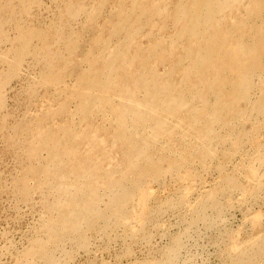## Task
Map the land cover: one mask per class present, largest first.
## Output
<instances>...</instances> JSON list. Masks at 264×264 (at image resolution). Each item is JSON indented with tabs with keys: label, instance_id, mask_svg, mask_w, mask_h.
I'll use <instances>...</instances> for the list:
<instances>
[{
	"label": "rangeland",
	"instance_id": "obj_1",
	"mask_svg": "<svg viewBox=\"0 0 264 264\" xmlns=\"http://www.w3.org/2000/svg\"><path fill=\"white\" fill-rule=\"evenodd\" d=\"M260 72L264 0H0V264H264Z\"/></svg>",
	"mask_w": 264,
	"mask_h": 264
},
{
	"label": "bare ground",
	"instance_id": "obj_2",
	"mask_svg": "<svg viewBox=\"0 0 264 264\" xmlns=\"http://www.w3.org/2000/svg\"><path fill=\"white\" fill-rule=\"evenodd\" d=\"M196 2H197V1H196ZM211 2H212V1H211ZM193 3H194V2H193ZM178 8H179V7H178ZM211 8H212V7H211ZM189 9H190V8H189ZM204 9H205V8H204ZM216 9H217V8H216ZM224 9H225V8H224ZM218 11H219V10H218ZM190 12H191V11H190ZM190 12H189V13H190ZM223 12H224V11H223ZM176 13H177V12H176ZM204 13H205V12H204ZM214 13H215V12H214ZM219 13H220V11H219ZM219 13H218V14H219ZM215 14H217V12H216ZM131 15H132V14H131ZM189 15H190V14H189ZM192 15H193V14H192ZM72 18H73V17H72ZM203 18H204V17H203ZM203 20H204V19H203ZM202 22H203V21H202ZM207 22H208V21H207ZM192 23H193V22H192ZM207 26H208V25H207ZM210 26H211V25H210ZM194 27H195V26H194ZM209 28H210V27H209ZM185 29H186V28H185ZM198 29H199V28H198ZM202 31H203V29H202ZM207 33H208V31H207ZM194 34H195V33H194ZM210 38H211V37H210ZM212 39H213V38H212ZM209 43H210V42H209ZM191 48H192V47H191ZM211 49H212V48H211ZM192 50H193V49H192ZM192 50L189 49V51H191L190 53L193 55V54H194V53H193L194 51H192ZM212 50H213V49H212ZM257 51H258V50H257ZM217 52H218V51H217ZM213 55H214V54H213ZM217 55H218V53H217ZM214 56H215V55H214ZM126 57H127V56H126ZM198 57H199V55H198ZM215 57H216V56H215ZM190 58H192V56H191ZM211 59H212V58H211ZM182 60H183V59H182ZM209 60H210V59H209ZM212 60H213V59H212ZM189 61H190V60H185V61L183 60L184 64H185V63H189ZM194 61H195V59H194ZM203 61H204L205 63L208 64V60H206L205 58L202 60V62H203ZM192 62H193V60H191V63H192ZM192 64H193V63H192ZM192 64L189 63L190 66H191ZM131 66H132V65H131ZM182 66H183V65H182ZM192 66H193V65H192ZM187 67H188V66H187ZM187 67H186V68H187ZM201 67H202V65H201ZM191 68H192V67H190L189 69L191 70ZM106 69H107V68H106ZM201 69H202V68H201ZM201 69L198 68L197 70H200V71H201ZM183 70H184V69H183ZM211 70H212V69H211ZM256 70H257V69H256ZM256 70H255V71H256ZM179 71H180V69H179ZM200 71H199V73H201ZM205 71H207V70H205ZM255 71H253V73H254ZM127 72H128V71H127ZM183 72H185V70H184ZM183 72L181 73V76H180V78H179V80H178V83H177L175 86H173L172 88H170V85H169V86L167 85V86L164 88V90L162 89V91L165 93V96L168 97V98H167V99H168V102H167V101H165V102H167V103L159 102V103H161V108H164V107H170V109L173 110V109H176V107L178 106V104H179V105L182 104V103H178L177 106L175 105V104H176L175 102H176L177 98H180V95H181V94H180V95L178 94L179 92H177V91H179V90H177V89H180L179 86L182 84V82L184 83V81L186 80V79L183 80V78H184V74H183ZM253 73H252V74H253ZM260 73H261V74H260V77L258 78V80H259V81H260V80L263 81V80H264V77L262 76L263 74H262V72H260ZM150 74H151V73H150ZM201 74H202V73H201ZM248 74H249V73H248ZM147 75H148V74H147ZM190 75H191V74H190ZM150 76H151V75H150ZM188 76H189V75H188ZM249 76H250V75H249ZM251 76H252V75H251ZM164 77H165V76H164ZM187 78H188V77H187ZM230 78H231V77H230ZM253 78H254V77H253ZM247 79H248V78H247ZM187 80H188V79H187ZM245 81H246V79H245ZM157 82H158V81H157ZM247 82H248V81H247ZM252 82H253V81H252ZM134 83H135V82H134ZM189 83H190V82H189ZM249 83H250V82H249ZM261 83H262V82H261ZM145 84H146V83H145ZM171 84H172V83H171ZM257 84H258V83H257ZM147 85H148V84H147ZM149 85H151V86L153 85V86L155 87L156 84H155V83H150ZM207 85H208V84L205 83V82L203 81V79L199 80V84H198L199 87H198V88H199V90H201V94H196V92L193 93V94H194V98H195V99L198 98V100L200 99V100L202 101V103H204V106H205V107L208 106V104H205V103H207V101H208L207 98H208V96H209V94L211 93V90H212V89H208V88H207ZM248 85H250V84H248ZM255 85H256V84H255ZM145 86H146V85H145ZM248 87H249V86H248ZM160 88H161V87H160ZM185 88H186V87H185ZM189 88H191V86L187 87V89H189ZM147 89H148V88H147ZM182 89H183V88H182ZM187 89H185L184 92H186ZM254 89H255V88H254ZM101 90H102V89H101ZM191 90H192V89H191ZM249 90H250V89H249ZM252 90H253V89H252ZM142 91H143V89H142ZM160 91H161V90H160ZM195 91H197V90H195ZM212 91H213V90H212ZM144 92H145V91H144ZM155 92L158 93L159 91H158V92L155 91ZM163 92L160 93L161 96L163 95V94H162ZM184 92H183L182 94H185ZM188 92H189V90H188ZM209 92H210V93H209ZM241 93H242V92H241ZM160 94H159V95H160ZM190 94H191V92H190ZM188 95H189V93H188ZM205 95H206V96H205ZM210 95H211V94H210ZM237 95H238V94H237ZM165 96H164V97H165ZM181 96H182V95H181ZM199 96H201V98H200ZM248 96H249V95H248ZM234 97H235V96H234ZM251 97H252V96H251ZM160 98H162V97H160ZM239 98H240V97H239ZM249 98H250V97H249ZM82 99H83V98H82ZM158 99H159V98H158ZM164 99H165V98H164ZM180 100H181V99H180ZM80 101H81V100H80ZM147 101H148V100H147ZM159 101H160V99H159ZM161 101H163V100L161 99ZM225 101H226V100H225ZM178 102H179V101H178ZM232 102H233V100H232ZM240 102H241V101H240ZM242 102H243V101H242ZM124 103H125V102H124ZM156 103H158V102L156 101ZM174 103H175V104H174ZM229 104H230V102H229ZM238 104H240V103H238ZM238 104H237V105H238ZM196 105H197V104H196ZM226 105H227V104H226ZM232 105H233V104H232ZM157 106H158V104H157ZM162 106H163V107H162ZM181 106H182V105H181ZM198 106H199V105H198ZM227 106H228V105H227ZM229 106H230V105H229ZM229 106H228V108H229ZM238 106H239V105H238ZM154 107L156 108V106H154ZM182 107H183V106H182ZM192 107H194V106H192ZM202 107H203V105H202ZM230 107H231V106H230ZM190 109H191V110H189L190 113H191V114H190V120H191V118H193V120H194V117H193L192 115H195V113L199 112L198 107H195V109H197V112H195L196 110L193 109V108H190ZM237 109H238V108H237ZM180 110H182V109L180 108V106L177 107V111H178V113H177V115L175 114L174 116H176L178 119L181 120L183 116L178 115V114L180 113ZM194 110H195V111H194ZM205 110H206V109H205ZM168 111H169V110H168ZM167 113H168V112H167ZM167 113H166V114H167ZM193 113H194V114H193ZM200 114H201V115H200ZM162 116L167 117L166 119H171V118H170V117H171V114H170V117H168V116H166V115H164V114H163ZM195 116H197V114H196ZM128 117H129V116H128ZM203 117H204V116H202V113L199 112V116H198V118H199V119H202ZM212 117H213V116H212ZM212 117H211V118H212ZM185 118H186V117H185ZM198 118H197V119H198ZM160 119H161V118H160ZM160 119H158V120H160ZM164 119H165V118H164ZM175 119H176V118H174V120H175ZM217 119H218V118H217ZM122 120H124V119H122ZM162 120H163V118H162ZM172 120H173V118H172ZM174 120H173V122H174ZM195 120H196V119H195ZM195 120H194V121H195ZM153 121H154V120H153ZM163 121H164V120H163ZM163 121H162V122H163ZM175 121H177V119H176ZM198 121H199V120H197V122H198ZM202 121H203V119H202ZM202 121L200 120V122H202ZM124 122H126V120H125ZM134 122H135V120H134ZM155 122H157V121H155ZM187 122H189V119L187 120ZM195 122H196V121H195ZM118 123L120 124L119 121H118ZM118 123H117V124H118ZM139 123H140V122H139ZM139 123L137 124L138 126H139ZM174 123H175V122H174ZM177 123H178V122H177ZM218 123H219V122H218ZM131 124H132V123H131ZM165 124H166V123H165ZM172 124H173V123H172ZM172 124H171V126H173ZM194 124H195V123H194ZM197 124H199V123H197ZM121 125H122V123H121ZM123 125H124V124H123ZM123 125H122V126H123ZM140 125H141V123H140ZM155 125H156V124H155ZM155 125H154V126H155ZM160 125H161V124H160ZM166 125H167V124H166ZM168 125H169V124H168ZM185 125H186V124H185ZM195 125H196V124H195ZM203 125H204V124H203ZM157 126H158V125H157ZM174 126H175V124H174ZM180 126H181V125H180ZM182 126H183V124H182ZM125 127H126V126H125ZM125 127H124V129H125ZM140 127H142V126H140ZM155 127H156V126H155ZM167 127H168V126H167ZM225 127H226V126H225ZM172 128H173V127H172ZM185 128H186V127H185ZM196 128H197V127H196ZM196 128H195V131L198 132V131L196 130ZM205 128H206V127H205ZM122 129H123V128H122ZM133 129H134V128H133ZM142 129H143V128H142ZM187 129H188V128H187ZM187 129H186V130H187ZM192 129H193V127H192ZM137 130H138V129H137ZM139 130H140V129H139ZM139 130H138V131H139ZM143 130H144V129H143ZM153 130H154V129H153ZM183 130H184V128H183ZM193 130H194V129H193ZM204 130H205V129H204ZM134 131H135V130H134ZM177 131H179V130H177ZM177 131H176V132H177ZM195 131H194V132H195ZM152 132L154 133V131H152ZM171 132H172V131H171ZM188 132H189V131H188ZM199 132H200V130H199ZM213 132H214V131H213ZM127 133H128V132H127ZM129 133H130V132H129ZM129 133H128V134H129ZM132 133H133V132H132ZM147 133H148V132H147ZM203 133H204V132H203ZM128 134H127V136H128ZM151 134H152V133H151ZM211 134H213V133H211ZM211 134H210V135H211ZM136 135H137V134H136ZM138 135H139V134H138ZM196 135H197V134H196ZM198 135H199V133H198ZM214 135H215V134H214ZM127 136H126V137H127ZM148 136H151V135L148 134ZM191 136H193V135L191 134ZM194 136H195V133H194ZM204 136H205V135H204ZM212 136H213V135H212ZM156 137H157V136H156ZM166 137H167V136H166ZM180 137H181V136H180ZM186 137H187V136H186ZM120 138H121V136H120ZM161 138H162V137H161ZM191 138H192V137H191ZM199 138L202 139L201 136H199ZM126 139H127V138H126ZM126 139H125V140H126ZM153 139H154V138H153ZM157 139H158V138H157ZM193 139H195V138H193ZM196 139H197V138H196ZM125 140H124V137H122L121 140H120V144H119V145H121L122 142H124ZM126 141H127V140H126ZM171 141H173V140H171ZM189 141H190V140H189ZM189 141H188V142H189ZM198 141H199V139H198ZM128 142H129V141H128ZM156 142H157V141H156ZM192 142H193V141H192ZM203 142H204V141H203ZM203 142H202V143H203ZM169 143H170V142H169ZM196 143H197V142H196ZM199 143H201V142L199 141ZM202 143H201V144H202ZM135 144H136V143H135ZM158 144H159V143H158ZM166 144H167V143H166ZM190 144H191V142H190ZM168 145H169V144H168ZM170 145H172V144L170 143ZM128 146H129V145H128ZM163 146H164V145H163ZM193 146H195V145H193ZM196 146H198V145H196ZM199 146H200V145H199ZM129 147H131V146H129ZM129 147H127L128 150L130 149ZM134 147H135V146H134ZM161 147H162V146H161ZM164 147H165V146H164ZM122 148H123V147H122ZM140 148H141V147H140ZM142 148H143V147H142ZM151 148H152V145H151ZM123 149H124V148H123ZM134 149H135V148H134ZM164 149H165V148H164ZM167 149H168V147H167ZM167 149H166V150H167ZM177 149H178V148H177ZM138 150H139V149H138ZM161 150H162V149H159L158 151H161ZM169 150H170V148H169ZM171 150H172V149H171ZM171 150H170V151H171ZM174 150H175V149H174ZM126 151H127V149H126L125 151L122 152V155H123V153L126 152ZM130 151H131V149H130ZM130 151H129V152H130ZM129 152H128V153H129ZM131 152H133V151H131ZM136 152H137V151H136ZM147 152H148V151H147ZM149 152H150V151H149ZM162 152H163V151H161V153H162ZM167 152H168V151H167ZM171 152H173V151H171ZM179 152H180V151H179ZM153 153H154V152H153ZM158 153H159V152H158ZM158 153H157V154H158ZM165 153H166V152H165ZM175 153H176V152H175ZM177 153H178V152H177ZM129 154H130V153H129ZM136 154H137V153H136ZM150 154H151V152H150ZM150 154H147V155L150 156ZM168 154H169V153H168ZM171 154H172V153H171ZM177 155H178V154H177ZM126 156H127V154H126ZM152 156H153V155H152ZM171 156H173V154H172ZM128 157H129V156H128ZM150 157H151V156H150ZM173 157H174V156H173ZM175 157H176V156H175ZM106 158H107V157H106ZM144 158H145V157H144ZM155 158H156V156H155ZM149 159H151V158H149ZM157 159H158V157H157ZM146 160H147V159H146ZM126 161H127V160H126ZM152 161H153V159H152ZM160 162H161V161H160ZM150 163H152V162H150ZM154 163H155V162H154ZM161 163H162V162H161ZM96 164H97V163H96ZM147 164H148V163H147ZM155 164H156V163H155ZM144 165H145V164H144ZM151 165H152V164H151ZM72 166H73V167H72ZM72 166H71V168H72L71 171H73L74 167H75V169H77V166H74V165H72ZM100 166H101V167L98 168V169H103V168H105V167H106V166H105V162L102 161L101 164H100ZM128 166H129V165H128ZM78 168H79V167H78ZM113 168H114V167H113ZM150 168H151V167H150ZM61 169H62V168H61ZM122 169H123V168H122ZM93 170H94V169H93ZM93 170H92V171H93ZM95 170H96V169H95ZM119 170H121V169H119ZM127 170H128V169H127ZM129 170H130V169H129ZM122 171H123V170H122ZM122 171H121V173H122ZM131 171H132V170H131ZM73 172H74V171H73ZM127 172H128V171H127ZM127 172H126V173H127ZM75 173H76V172H75ZM116 173H119V172H116ZM124 173H125V169H124ZM132 173H133V172H132ZM127 174H128V173H127ZM127 174H124V175H127ZM67 175H68V174H67ZM120 175H121V174H120ZM121 177L123 178V175H122ZM122 178H121V179H122ZM127 178H128V176H127ZM82 179H83V178H82ZM74 182H75V180H74ZM81 182H82V181H81ZM119 182H120V181H119ZM101 183H102V182H101ZM101 183H100V184H101ZM120 183H121V182H120ZM92 184H93V183H92ZM100 184H98L97 186L101 187L102 185L100 186ZM116 185H117V184H116ZM120 185H121V184H120ZM97 186H95V187H97ZM99 187H98V188H99ZM90 190H91V189H90ZM96 190H97V189H96ZM112 190H114V189H112ZM93 192H94V190H93ZM96 192H97V191H96ZM94 193H95V192H94ZM94 193H93V194H94ZM110 194H111V193H110ZM134 195H135V194H134ZM132 196H133V195H132ZM86 197H87V196H86ZM101 198H102V197H101ZM129 202H130V201H129ZM78 204H79V203H78ZM142 207H143V206H142ZM64 208H65V207H64ZM112 212H113V211H112ZM71 215H72V213H71ZM71 219H72V218H71ZM74 219H76V218H74ZM70 221H71V220H70ZM70 221H68V224L71 223ZM73 221H74V220H73ZM75 221H76V220H75ZM122 222H123V221H122ZM66 223H67V222H66ZM79 223H80V222H79ZM80 224H81V223H80ZM196 224H197V223H196ZM78 225H79V224H78ZM71 226H72V223H71ZM71 226H70V228H71ZM75 227H76V226H75ZM72 230H73V229H72ZM68 231H69V229H68ZM73 232H74V231H73Z\"/></svg>",
	"mask_w": 264,
	"mask_h": 264
}]
</instances>
